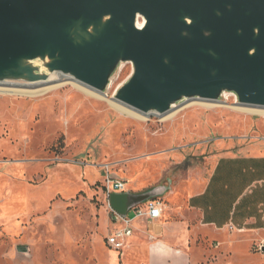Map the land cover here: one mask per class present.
<instances>
[{"label":"rangeland","instance_id":"obj_1","mask_svg":"<svg viewBox=\"0 0 264 264\" xmlns=\"http://www.w3.org/2000/svg\"><path fill=\"white\" fill-rule=\"evenodd\" d=\"M132 71L131 63L121 64L102 97L62 75L46 83L0 85V226L7 235L56 223L65 228L57 260L105 262L114 250L104 241L114 216L107 179L124 178L125 191L133 193L137 179L157 186L196 175L206 155L264 151V108H237L231 94L218 102L185 101L163 118L114 108V96ZM135 159L141 172L132 169ZM40 183L24 204L27 184ZM133 217L129 212L128 220ZM257 242L251 237L248 245L219 251L229 253L227 264H264V240ZM127 244L122 264H141Z\"/></svg>","mask_w":264,"mask_h":264},{"label":"water","instance_id":"obj_2","mask_svg":"<svg viewBox=\"0 0 264 264\" xmlns=\"http://www.w3.org/2000/svg\"><path fill=\"white\" fill-rule=\"evenodd\" d=\"M124 63L133 71L114 100L144 115L225 94L264 108V0H0V83L62 75L104 94ZM171 189L108 204L127 219Z\"/></svg>","mask_w":264,"mask_h":264},{"label":"crops","instance_id":"obj_3","mask_svg":"<svg viewBox=\"0 0 264 264\" xmlns=\"http://www.w3.org/2000/svg\"><path fill=\"white\" fill-rule=\"evenodd\" d=\"M258 149L206 155L205 167L196 175L170 179L171 191L157 199L161 218L152 220L143 215L129 221L132 235L126 241L128 251H135L141 264H227L230 255L220 252L221 247L226 250L248 245L251 237L262 244L264 151ZM133 165L137 172L143 169L137 159ZM43 183L27 184L29 197L24 198V204ZM156 184L137 179L133 193L145 192ZM19 220L21 216H16L17 224ZM49 223L39 229L21 228L14 236L7 235L0 226V264H63L57 257L59 238L65 228ZM112 226L113 230L105 237L106 244L107 238L124 227V223L112 216ZM109 252V260L97 264H122V257L128 254L120 251V257L116 258L115 250ZM76 263L89 264V261L77 259Z\"/></svg>","mask_w":264,"mask_h":264},{"label":"built area","instance_id":"obj_4","mask_svg":"<svg viewBox=\"0 0 264 264\" xmlns=\"http://www.w3.org/2000/svg\"><path fill=\"white\" fill-rule=\"evenodd\" d=\"M105 192L107 198L112 193H125V181L123 180H106ZM144 205V206H143ZM143 205L132 210L134 216H143L146 215L148 218L152 220H156L161 218V209L159 208V203L157 200L148 201ZM114 218L116 220H121L124 223V227L116 230L111 236H109L106 240L107 245L114 249L115 251H121L122 248L126 244V240L131 237L132 229L129 225V220L122 219L114 214Z\"/></svg>","mask_w":264,"mask_h":264},{"label":"bare ground","instance_id":"obj_5","mask_svg":"<svg viewBox=\"0 0 264 264\" xmlns=\"http://www.w3.org/2000/svg\"><path fill=\"white\" fill-rule=\"evenodd\" d=\"M142 22L141 21H139L138 23H137V25L140 27V26H142ZM72 83H75V84H77L79 87H83V88H85V89H87V90H89V91H87V90H84V89H82V90H84L85 92H88V93H91V94H94V95H96V96H98V97H102V96H106L105 95V93L104 94H101V93H98V92H96L95 90H93V89H91V88H89V87H87V86H84V85H82L81 83H79V82H77V81H75V80H72ZM7 84H9L8 82H6V83H0V85H7ZM109 87V86H108ZM91 91V92H90ZM29 93H34V92H29ZM37 93V92H36ZM232 95V94H231ZM215 104H217V103H215ZM111 105L114 107V108H116V109H118L119 111H121V112H126L127 114H129V115H132V116H134V117H138V118H140L141 116H143V117H145V115L144 114H142V113H140V112H138V111H136V110H134V109H132V108H129V107H127V106H125V105H123L122 103H119V102H117V101H115V100H113V102L111 103ZM237 108H246V107H243V106H241V105H239ZM247 109H252V108H248L247 107ZM253 110H258L257 108H254ZM260 111V110H259ZM264 111V110H263ZM172 112H174V111H172ZM171 112V113H172ZM170 114V113H169ZM168 115V114H167ZM167 115H165V116H161V118H163V117H166Z\"/></svg>","mask_w":264,"mask_h":264},{"label":"flooded vegetation","instance_id":"obj_6","mask_svg":"<svg viewBox=\"0 0 264 264\" xmlns=\"http://www.w3.org/2000/svg\"><path fill=\"white\" fill-rule=\"evenodd\" d=\"M165 185H167V181H166V184Z\"/></svg>","mask_w":264,"mask_h":264}]
</instances>
